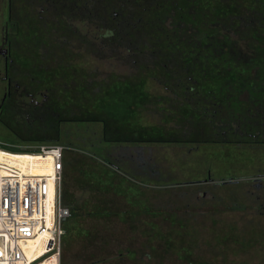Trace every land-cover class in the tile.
<instances>
[{"label": "rangeland", "instance_id": "1", "mask_svg": "<svg viewBox=\"0 0 264 264\" xmlns=\"http://www.w3.org/2000/svg\"><path fill=\"white\" fill-rule=\"evenodd\" d=\"M30 1L0 0V51L9 47L8 37L13 39L9 58L14 62L9 69L17 70L16 77L19 76L13 78L11 89L19 78L18 85L28 87H24L25 91L36 92L30 96L26 91L21 97L23 89L16 84V104L20 100L28 104L55 103L50 110L53 117L78 118L73 113L80 104L72 97L92 103L91 88L96 86L90 83L83 97L82 83L76 82L70 88L67 78L79 80V66H68L66 71L68 59L59 48L39 51L33 45L31 53L39 65L29 66L27 59L22 61L23 56H29L26 39L35 38L37 28ZM175 2L182 6L185 19L197 21L205 16L203 10L211 6L208 0ZM224 5L238 6L244 17L254 13L258 18L254 10L260 5L258 0H225ZM169 8L172 7L168 5L166 9ZM258 10L262 16L261 7ZM232 21L236 23V19ZM76 62L85 67L84 77L90 81L97 80L95 70L100 78L107 77L110 71L130 72L113 60L92 55ZM4 65L0 57V140L26 151L37 144L18 141L15 131L24 130L25 126L19 128L17 124L28 117L10 109L9 94L3 102L4 93H9ZM54 82L58 89L61 82L69 88L67 96L62 95V90L55 93ZM248 84L256 88V82ZM258 89L259 92L261 88ZM146 90L158 95L167 93L154 79L146 82ZM261 91L263 95L257 94L248 102L241 100L245 94L239 96L234 107L231 102L221 116L212 118L208 112L194 109L195 105L188 107L189 111L169 106L172 117L167 101L160 103L166 114H157L163 112L160 109L145 108L137 123L155 134L154 143L103 141L104 123L96 118L60 123V140L53 143L66 146L64 204L70 214L73 208H82L67 223L62 264H264ZM56 122L59 121L50 117L43 132L50 134ZM173 128L179 137L167 132Z\"/></svg>", "mask_w": 264, "mask_h": 264}, {"label": "trees", "instance_id": "2", "mask_svg": "<svg viewBox=\"0 0 264 264\" xmlns=\"http://www.w3.org/2000/svg\"><path fill=\"white\" fill-rule=\"evenodd\" d=\"M175 1L177 0L30 1L32 18L36 20L34 27L37 28L34 29L35 38L31 41L26 39L29 56H23L22 61L27 59L29 66L39 65L34 63L36 59L31 53L32 45L39 51L59 48L68 59L66 71L68 66H79L80 69L77 71L79 80L73 76L67 78L70 88L76 82L82 83L83 97V92L89 89L90 83L96 86L91 88L92 103L81 101L77 96L72 97L80 104L73 113L78 118L61 117L59 120L50 115L55 103L49 105L45 101L42 104H28L20 100V104H16L18 78L10 96H7L10 109L16 113L21 111L22 116L28 117V120L23 121L25 124H17L19 128L25 126L24 130L15 131L18 141L35 144L57 142L61 137L58 128L60 123L85 122L96 118L104 123L103 141L154 143L157 141L155 134L137 123L145 108H152L153 111L160 109L164 113L157 114H166L164 105L160 104L164 101H167L168 109L169 106L176 108L177 105V108L180 106L184 111H189L188 107L194 108L195 105L194 109L208 112L212 118L221 116L231 102L234 107L236 99L241 95H246L241 99L244 102L263 95L264 0H258L260 5L254 9L255 13L258 12V18L254 13L252 17H244L238 6L224 5L225 0H208L211 6L203 10L205 16L199 21L194 18L185 19L182 6H178ZM168 5L172 8L166 9ZM259 7L262 16L259 15ZM187 11L191 13L190 9ZM232 19H236V23ZM15 36L19 34L14 35V40L17 41ZM12 41L8 37L10 55ZM89 55L100 60H113L130 69V72L110 71L107 77L100 78L99 72L95 70L96 73H93H98L97 80H86L84 74L87 72L82 69L85 67L80 66L76 60ZM13 62L11 59L10 63ZM16 72L17 70L10 71L8 68L11 83L13 78L19 77H16ZM44 74L46 75L45 72ZM151 79L163 85L167 93L158 95L146 90V82ZM249 81H253V84L256 82L257 91L254 85L248 86ZM54 83L56 87L57 84ZM60 86L61 88L54 89L55 93L62 90V95L67 96L69 88L62 82ZM18 87L23 89L21 97L27 92L36 94L35 89L26 92V85ZM258 88H261L259 92ZM200 104L202 107H197ZM170 111L169 116L172 117L173 111ZM83 113L89 116L85 117ZM228 113L232 115V112ZM61 114L65 115L64 112ZM50 117L59 122L51 126H55L57 130L51 129L48 134L43 132V128ZM175 129L167 132H173L179 137V132ZM11 150L22 151L16 147ZM79 209H72L66 220V228L71 217L78 215Z\"/></svg>", "mask_w": 264, "mask_h": 264}, {"label": "built area", "instance_id": "3", "mask_svg": "<svg viewBox=\"0 0 264 264\" xmlns=\"http://www.w3.org/2000/svg\"><path fill=\"white\" fill-rule=\"evenodd\" d=\"M12 147L0 140V264H62L70 216L62 191L66 146Z\"/></svg>", "mask_w": 264, "mask_h": 264}, {"label": "flooded vegetation", "instance_id": "4", "mask_svg": "<svg viewBox=\"0 0 264 264\" xmlns=\"http://www.w3.org/2000/svg\"><path fill=\"white\" fill-rule=\"evenodd\" d=\"M5 49H7V51L5 52V54H0V57H2L4 59V63H5L4 67H5V71H6V76L4 79L7 80V85L9 87V93L8 92L4 93L3 102L5 101V97H7L8 94L11 93V85H12L11 80L8 77V68H9V64H10V58H9L10 57V50H9V48H4L3 50H5ZM3 50H1L0 52H2ZM28 95L32 96V94H28ZM259 185H260V187H263V184H259Z\"/></svg>", "mask_w": 264, "mask_h": 264}, {"label": "bare ground", "instance_id": "5", "mask_svg": "<svg viewBox=\"0 0 264 264\" xmlns=\"http://www.w3.org/2000/svg\"><path fill=\"white\" fill-rule=\"evenodd\" d=\"M2 155H3V153H0V158H2ZM19 158H22L23 161H26L29 158V156H27V154H23L22 156H19ZM39 159H40L39 157L38 158L34 157L35 161H39ZM34 160H33V163H34ZM38 170H41V168H38Z\"/></svg>", "mask_w": 264, "mask_h": 264}, {"label": "water", "instance_id": "6", "mask_svg": "<svg viewBox=\"0 0 264 264\" xmlns=\"http://www.w3.org/2000/svg\"><path fill=\"white\" fill-rule=\"evenodd\" d=\"M6 51H7V49H5L2 52H0V54H5ZM65 220H67V218Z\"/></svg>", "mask_w": 264, "mask_h": 264}, {"label": "crops", "instance_id": "7", "mask_svg": "<svg viewBox=\"0 0 264 264\" xmlns=\"http://www.w3.org/2000/svg\"><path fill=\"white\" fill-rule=\"evenodd\" d=\"M142 149H143V148H139V150H141V151H142ZM143 151H145V149H144Z\"/></svg>", "mask_w": 264, "mask_h": 264}, {"label": "clouds", "instance_id": "8", "mask_svg": "<svg viewBox=\"0 0 264 264\" xmlns=\"http://www.w3.org/2000/svg\"><path fill=\"white\" fill-rule=\"evenodd\" d=\"M109 35H111V33H109Z\"/></svg>", "mask_w": 264, "mask_h": 264}]
</instances>
